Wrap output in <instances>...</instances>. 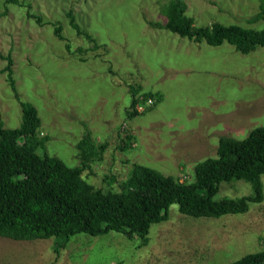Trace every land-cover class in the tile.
<instances>
[{"label": "rangeland", "instance_id": "obj_1", "mask_svg": "<svg viewBox=\"0 0 264 264\" xmlns=\"http://www.w3.org/2000/svg\"><path fill=\"white\" fill-rule=\"evenodd\" d=\"M17 1L0 0V123H21L5 70L10 56L16 92L37 109L50 156L81 167L77 144L90 132L96 158L83 178L95 187L119 191L133 164L191 183L195 165L216 156L220 138L243 140L264 126V47L241 54L228 43L212 47L149 25L165 24L164 0ZM184 3L196 27H264L246 21L259 0ZM131 89L138 102L129 117ZM261 182L262 201L244 214L191 218L172 205L145 244L118 232L77 234L63 248L56 238L0 237V264H230L264 249V175ZM252 194L236 181L215 198Z\"/></svg>", "mask_w": 264, "mask_h": 264}, {"label": "trees", "instance_id": "obj_2", "mask_svg": "<svg viewBox=\"0 0 264 264\" xmlns=\"http://www.w3.org/2000/svg\"><path fill=\"white\" fill-rule=\"evenodd\" d=\"M6 2L18 4L17 0ZM158 9L166 19L165 24L149 22V25L162 26L181 38L203 41L212 47L228 43L241 54L264 47V27L256 30L218 22L196 27L194 20L185 14L184 0L158 2ZM67 16L78 31L72 14L68 12ZM246 21L264 22V0H259L258 12ZM54 31L60 38V27ZM5 70L20 104L21 123L14 129L0 123V237L15 241L56 238L62 240L63 248L77 234L93 237L118 232L127 240L137 237L145 244L151 225L167 220L172 205L191 218H220L244 214L251 203L262 201L264 126L253 129L243 140L220 138L216 156L195 165L191 183L133 164L130 177L120 183L119 191H104L83 178L84 171L96 158L90 132L86 131L77 144L81 167H69L60 158L50 156L46 152L49 138L40 136L37 109L22 101L16 92L10 56ZM131 91L133 109L138 92ZM134 112L133 109L127 114L134 116ZM39 149L42 155L37 153ZM236 181L249 184L253 194L215 198L223 184ZM230 264H264V249Z\"/></svg>", "mask_w": 264, "mask_h": 264}]
</instances>
